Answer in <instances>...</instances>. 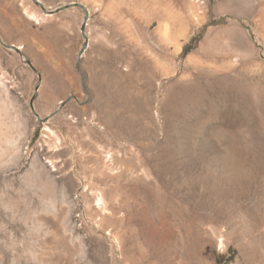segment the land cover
Here are the masks:
<instances>
[{
    "label": "rangeland",
    "instance_id": "rangeland-1",
    "mask_svg": "<svg viewBox=\"0 0 264 264\" xmlns=\"http://www.w3.org/2000/svg\"><path fill=\"white\" fill-rule=\"evenodd\" d=\"M1 77L0 264H264V0H0Z\"/></svg>",
    "mask_w": 264,
    "mask_h": 264
},
{
    "label": "bare ground",
    "instance_id": "bare-ground-1",
    "mask_svg": "<svg viewBox=\"0 0 264 264\" xmlns=\"http://www.w3.org/2000/svg\"><path fill=\"white\" fill-rule=\"evenodd\" d=\"M3 81H4V78L3 77H1V79H0V85H3ZM20 149V148H19ZM19 151H21V149L20 150H18V152H17V156H16V158H17V161H18V158L21 156V152L19 153ZM21 158V157H20ZM23 196V195H22ZM6 204V203H5Z\"/></svg>",
    "mask_w": 264,
    "mask_h": 264
},
{
    "label": "water",
    "instance_id": "water-1",
    "mask_svg": "<svg viewBox=\"0 0 264 264\" xmlns=\"http://www.w3.org/2000/svg\"><path fill=\"white\" fill-rule=\"evenodd\" d=\"M15 50H18V48H16L15 46H12Z\"/></svg>",
    "mask_w": 264,
    "mask_h": 264
}]
</instances>
